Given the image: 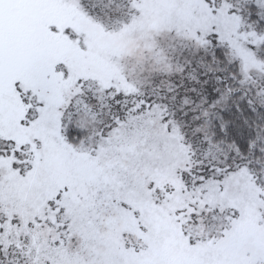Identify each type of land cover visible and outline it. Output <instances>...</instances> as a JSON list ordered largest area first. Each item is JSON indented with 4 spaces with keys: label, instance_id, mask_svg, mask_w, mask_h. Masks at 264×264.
I'll return each mask as SVG.
<instances>
[{
    "label": "rangeland",
    "instance_id": "1",
    "mask_svg": "<svg viewBox=\"0 0 264 264\" xmlns=\"http://www.w3.org/2000/svg\"><path fill=\"white\" fill-rule=\"evenodd\" d=\"M100 1L0 0V264H264V166L189 141L264 107V0Z\"/></svg>",
    "mask_w": 264,
    "mask_h": 264
},
{
    "label": "trees",
    "instance_id": "2",
    "mask_svg": "<svg viewBox=\"0 0 264 264\" xmlns=\"http://www.w3.org/2000/svg\"><path fill=\"white\" fill-rule=\"evenodd\" d=\"M98 4H101L100 0ZM243 15L257 22L260 16L259 8L255 4L248 5L243 9ZM260 21L259 27L264 28V16L260 17ZM215 53L218 63L221 65L218 71L226 70L229 75L235 77L239 71L238 65L228 63L226 50L216 49ZM191 56L192 65L196 67L199 54L194 53ZM221 73L216 72L219 77H221ZM207 79L208 77L204 78L206 82L202 84V89L212 97L217 96L216 87H219L221 82L225 83V79H222L221 82L218 81L214 88L207 86ZM154 89L155 87H153ZM231 94L229 101L223 107H214L212 110L210 124L212 139L209 135L199 131H195L196 134L189 138L190 145L195 149L193 157L198 161L195 172H200L198 174L205 177L211 174L208 168L214 170L227 166V172L231 173L232 169L242 168L246 160L252 159L250 166L254 170L255 177L261 181L264 166V107L254 108L246 98L242 97L241 92H232ZM192 127L194 128L196 125L193 124ZM70 134L71 139L81 138L84 135L83 131L74 126H71ZM188 180L191 181V178Z\"/></svg>",
    "mask_w": 264,
    "mask_h": 264
}]
</instances>
